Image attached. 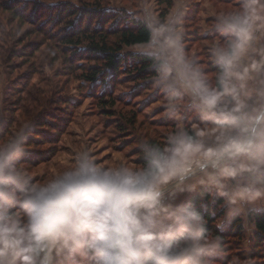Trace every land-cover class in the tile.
<instances>
[{
	"label": "clouds",
	"instance_id": "9594fccd",
	"mask_svg": "<svg viewBox=\"0 0 264 264\" xmlns=\"http://www.w3.org/2000/svg\"><path fill=\"white\" fill-rule=\"evenodd\" d=\"M191 3L136 0L130 13L168 122L134 140L135 159L83 143L37 175L32 123L13 129L0 106V264H220L226 229L247 242L264 214V0H224L204 60L185 39Z\"/></svg>",
	"mask_w": 264,
	"mask_h": 264
},
{
	"label": "rangeland",
	"instance_id": "374dc122",
	"mask_svg": "<svg viewBox=\"0 0 264 264\" xmlns=\"http://www.w3.org/2000/svg\"><path fill=\"white\" fill-rule=\"evenodd\" d=\"M165 1L160 0L161 10L166 7ZM135 3L136 0H0V106L9 115L13 129L17 124L32 123L34 134L25 159L36 164L37 175L44 171L54 174L65 165L66 152L83 143L105 161L122 154L135 159V139L163 132L168 122L162 119L157 98L150 93L149 76L138 78L135 67L128 62L115 78L103 80L98 75L90 81L84 75L100 69L101 62L87 43L62 42L64 35L77 30V15L64 21L63 16H58L61 7L98 8L136 20L130 14L135 11ZM229 7L224 0H192L185 39L201 60L206 55L202 35L211 28L214 12ZM51 33L56 37H49ZM126 53L136 54L132 46L123 48L118 55ZM8 126L5 120L0 131ZM225 239L229 250L220 264H264V240L255 230L245 242L239 226L231 225Z\"/></svg>",
	"mask_w": 264,
	"mask_h": 264
},
{
	"label": "trees",
	"instance_id": "16d2710c",
	"mask_svg": "<svg viewBox=\"0 0 264 264\" xmlns=\"http://www.w3.org/2000/svg\"><path fill=\"white\" fill-rule=\"evenodd\" d=\"M76 15L77 30L64 35L62 42L69 45L87 43V48L101 62L100 69H94L90 74L84 75L86 79L94 81L98 75H102L103 80L115 78L116 74L126 69L128 62L135 67L138 78L143 79L149 76L148 61L145 57L131 53H126L125 56L118 55L123 48L132 47L135 42L144 37L145 33L141 23L123 15H112L98 8L76 9L65 6L61 7L58 13L60 19L63 16L64 21ZM13 16L17 15L13 13ZM67 23L71 24L70 21ZM93 23L96 24L94 28ZM49 37L55 38L56 36L51 33ZM29 94L28 92L26 97H29ZM255 232L264 240V214L256 217Z\"/></svg>",
	"mask_w": 264,
	"mask_h": 264
}]
</instances>
